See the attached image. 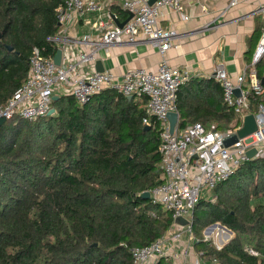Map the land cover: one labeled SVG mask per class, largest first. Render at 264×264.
Instances as JSON below:
<instances>
[{
    "label": "trees",
    "instance_id": "trees-1",
    "mask_svg": "<svg viewBox=\"0 0 264 264\" xmlns=\"http://www.w3.org/2000/svg\"><path fill=\"white\" fill-rule=\"evenodd\" d=\"M63 3L0 0V106L27 78L34 48L55 55L48 39L59 31ZM110 9L125 18L115 6ZM261 30L257 18L252 37ZM256 67L261 75L262 63ZM188 85L177 91L179 127H235L221 100L196 120L192 104L198 97ZM260 104L264 91L261 98L251 97L250 111ZM145 105L144 97L128 100L111 90L82 105L59 95L51 102L54 113L33 121L14 116L0 125V264H130L131 247L168 231L171 216L141 197L162 174L158 136L152 128L143 130ZM212 193L214 203L201 199L194 210L196 251L219 264H264V157L240 165ZM198 209L205 211L202 219L194 217ZM213 223L232 233L218 250L201 237ZM215 230L226 232L216 225L205 234Z\"/></svg>",
    "mask_w": 264,
    "mask_h": 264
},
{
    "label": "built area",
    "instance_id": "built-area-1",
    "mask_svg": "<svg viewBox=\"0 0 264 264\" xmlns=\"http://www.w3.org/2000/svg\"><path fill=\"white\" fill-rule=\"evenodd\" d=\"M64 0L57 9L59 31L48 40L55 50L61 51L60 64L53 57H45L42 50L34 48L29 58L27 78L3 106L0 118L8 120L18 116L28 121L49 113L54 96L70 95L79 105L105 90L124 97L146 99L142 124L157 129L159 151L162 158L161 182L152 187L149 199L169 214L172 223L167 232L153 242L129 249L130 264H156L160 260L171 264H219L216 258H204L194 247L192 221L199 200L207 199L218 184L227 180L243 163L252 158L264 157V107L258 105L251 112V97H262L264 91V3L253 14L262 20L261 35L251 61L236 76L227 73L222 64H216L211 77L219 84L223 104L232 112L235 127L217 129L216 124L195 122L179 127L178 120L169 131L167 114H178L176 100L178 89L190 74L168 64L165 52L172 46L176 31L160 23L161 10L168 9L183 15L186 5H196L206 11L202 0ZM243 0H228L223 13ZM115 6L131 17L120 27L118 15L111 11ZM93 15L91 23L94 36H71L70 28L82 18ZM186 19L187 16H184ZM148 42L162 55L154 71L135 67L121 75L111 71H96L94 62L97 51L110 45ZM262 63L259 75L256 65ZM238 91V94L235 93ZM253 114L256 130L237 137L245 116ZM255 150L252 158L247 151ZM182 218L186 225L174 222ZM205 240V239H204ZM207 240V239H206ZM218 250L221 246L214 244Z\"/></svg>",
    "mask_w": 264,
    "mask_h": 264
},
{
    "label": "crops",
    "instance_id": "crops-1",
    "mask_svg": "<svg viewBox=\"0 0 264 264\" xmlns=\"http://www.w3.org/2000/svg\"><path fill=\"white\" fill-rule=\"evenodd\" d=\"M202 1L205 12L196 5H186L183 15L162 9L160 18L164 28L176 31L172 46L163 56L169 65L190 74L188 81L191 85L187 86V90L198 97L192 104V113L198 121L205 115V110L217 108L220 100L222 102L220 86L211 77L214 66L222 64L227 73L234 77L249 64L247 60L251 59L260 38V34L257 38L252 37L256 19H261L253 11L264 3V0H243L220 16L228 0ZM94 20L93 15L82 18L77 26L70 28L69 34L75 37L94 36L91 26ZM161 58L157 48L148 42L110 45L97 51L94 67L98 62L103 70L116 75L135 67L154 71ZM197 87L200 91L194 92L193 89L198 90Z\"/></svg>",
    "mask_w": 264,
    "mask_h": 264
},
{
    "label": "water",
    "instance_id": "water-1",
    "mask_svg": "<svg viewBox=\"0 0 264 264\" xmlns=\"http://www.w3.org/2000/svg\"><path fill=\"white\" fill-rule=\"evenodd\" d=\"M153 2H154V0H150L149 1V4H152ZM131 15L132 14L128 12V17L123 22H119L117 19L114 18L113 14H111V16L114 19V22L118 26H120V27L131 17ZM58 26H59V24H58ZM7 49L9 51H12V48L10 46H7ZM60 56H61V51L60 50H56L55 55L53 56V62H54V64H56V65H59L60 64ZM95 70L96 71H99V72L100 71H103V68L100 66V64L98 62L95 63ZM261 81L264 84V78H262ZM235 93L238 94V91H235ZM57 98H58L57 96H54L53 97V100H55ZM127 99L130 100L131 97H127ZM53 111L54 110L51 109L47 115L52 114ZM167 120H168V123H169V131L172 132L173 131V128H174V126H175V124H176V122L178 120V114L176 112H170V113H168L167 114ZM4 122H5V119L4 118H0V125L2 123H4ZM143 130L147 131V130H149V127L148 126H144ZM255 130H256L255 118H254L253 114H249V115L245 116V118L243 120L242 127L237 131V137L238 138H243V137H245V136L253 133ZM254 155H255V150L254 149H250V150L247 151V156L249 158H252ZM141 197L144 198V199H149V192L148 191L143 192L141 194ZM174 222L177 223V224H181V225L188 224V222L186 220L182 219V218H176L174 220ZM216 225L219 226V227H221V228H223V229H225V230H227L228 232L231 233V231L228 228L222 226L219 223H213V224L207 226L204 229V232H206L208 229H210L211 227L216 226ZM230 238H228V240Z\"/></svg>",
    "mask_w": 264,
    "mask_h": 264
},
{
    "label": "rangeland",
    "instance_id": "rangeland-1",
    "mask_svg": "<svg viewBox=\"0 0 264 264\" xmlns=\"http://www.w3.org/2000/svg\"><path fill=\"white\" fill-rule=\"evenodd\" d=\"M114 92V91H113ZM116 93V92H115ZM54 113V112H53ZM210 125V124H209ZM152 130L155 132V134L157 135V129H153L152 128ZM242 182V184H243V180L241 181ZM206 197H207V201L209 202V203H214L215 201H216V196H215V194H213L212 193V191H210V193H208V194H206ZM205 216V211H202V210H196V212H195V218H197V219H202L203 217ZM207 227V226H206ZM219 227V226H218ZM204 229L205 228H203V230H202V232H201V237H203V239H207V240H210L211 242H212V244H213V246H214V244H216L215 243V236H213V233L209 236V235H206L205 233L206 232H204ZM219 229H223V228H221V227H219ZM223 230H225V229H223ZM216 231H218V230H215V232ZM214 232V233H215ZM221 232V231H220ZM226 232H227V236H228V238H230V237H232V233H230V232H228L227 230H226ZM193 235H194V233H193ZM195 236V235H194ZM211 238V239H210ZM228 240V239H227ZM227 241H222V244L224 243H226ZM223 244V245H224ZM167 261H165V260H163L162 261V264H171L169 261L166 263Z\"/></svg>",
    "mask_w": 264,
    "mask_h": 264
},
{
    "label": "bare ground",
    "instance_id": "bare-ground-1",
    "mask_svg": "<svg viewBox=\"0 0 264 264\" xmlns=\"http://www.w3.org/2000/svg\"><path fill=\"white\" fill-rule=\"evenodd\" d=\"M210 236V235H209ZM213 236H215V243L218 246L222 245V241H227L228 236H227V232H220V231H216ZM211 239V238H210Z\"/></svg>",
    "mask_w": 264,
    "mask_h": 264
}]
</instances>
